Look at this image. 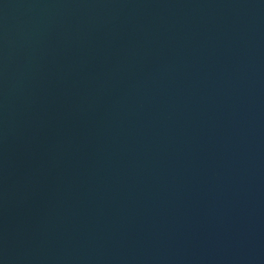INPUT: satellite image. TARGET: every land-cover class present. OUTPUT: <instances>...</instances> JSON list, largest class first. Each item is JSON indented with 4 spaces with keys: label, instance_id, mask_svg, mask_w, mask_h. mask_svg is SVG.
Wrapping results in <instances>:
<instances>
[{
    "label": "water",
    "instance_id": "95a60500",
    "mask_svg": "<svg viewBox=\"0 0 264 264\" xmlns=\"http://www.w3.org/2000/svg\"><path fill=\"white\" fill-rule=\"evenodd\" d=\"M0 264H264V0H0Z\"/></svg>",
    "mask_w": 264,
    "mask_h": 264
}]
</instances>
